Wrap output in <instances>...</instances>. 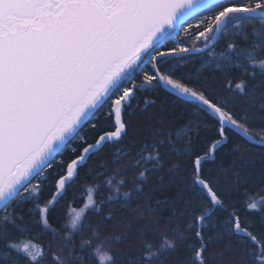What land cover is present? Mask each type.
<instances>
[{"label":"snow or ice","instance_id":"6c2138e0","mask_svg":"<svg viewBox=\"0 0 264 264\" xmlns=\"http://www.w3.org/2000/svg\"><path fill=\"white\" fill-rule=\"evenodd\" d=\"M200 16L204 19H197ZM249 21H259L264 26V0L251 3L242 0H0V223L28 231L27 224L17 223L23 220V214L17 210L31 202L34 207L27 209V213L38 214L39 224L56 232L49 221L51 209L63 199L68 183L79 175V169L106 144L120 141L127 133L123 113L136 94V77L142 74L140 88L163 85L198 116L212 121L210 127L217 138L202 154L186 150L190 166L183 169L191 174L190 187L204 201V207L193 224L184 230L172 229L174 238L164 239L161 244V249L174 248L177 240L183 243L186 239V231L195 228L199 246L194 249V260L196 264H207L204 252L208 241L200 227L207 226L206 217L212 215L214 208H226L227 204L216 182L203 174L204 162L213 158L233 130L244 140L258 145H264V134L257 139L252 134L253 117L247 109L238 111L230 97L211 89L206 80L201 83L198 78L186 76L182 82L165 73L162 65L175 59L179 66H185L191 55H203L221 39L239 35L241 26ZM193 27L196 39L203 43L202 48L187 47L181 40V31L190 35ZM253 37L250 50L239 48L235 42H228L226 50L219 55L209 50V59L203 66L215 63L217 68L243 67L242 59L253 68L264 70V59L254 58L255 53L264 52V28L253 29ZM244 40H248L247 35ZM170 42L174 46L168 47ZM233 83L231 79L226 83L229 93L243 95L245 81L235 82L234 89ZM260 107L264 108V104ZM105 108L110 109L109 116H115L111 125L114 130L101 129L94 142H89L82 129L89 124L93 130L99 129L95 121ZM257 119L264 120V116ZM259 133H264V128ZM181 134V131L176 133ZM157 135L154 133V139ZM166 142H172L170 135L156 143L155 155L145 157L154 161L153 168L162 167L159 148ZM67 151L75 158H69L70 162L62 167ZM138 165L139 160L134 166ZM61 167L58 178L53 181L54 191L41 206L39 199L49 170ZM172 167L179 169V165ZM145 174L146 170H142L139 177L144 178ZM107 183L112 185L111 180ZM259 183L257 192H264V181ZM87 191L84 206L79 210L70 209L72 218L68 227L72 230L78 229L87 209L95 206L97 212L101 210L93 199V189ZM129 195L124 193L125 198ZM251 195L246 191L245 199ZM107 199L111 201L113 196ZM261 202L264 203V196ZM255 209L256 203L245 206V210ZM221 227L230 235L237 234L236 248L240 251H251L249 242L258 245L255 260L264 264V234L258 236L251 226H245L235 206ZM0 231H3L0 242L25 258L14 264H42L45 256L42 245L15 243L7 228ZM96 233L94 230L93 235ZM70 239L71 233L63 238L62 249ZM115 239L119 241L121 237ZM91 245V238L81 239V249ZM66 255L84 260L72 248L67 249ZM155 255L148 252L146 264H151ZM51 259L54 264H66L63 251L51 253ZM113 259L108 254L99 256L100 264Z\"/></svg>","mask_w":264,"mask_h":264},{"label":"trees","instance_id":"16d2710c","mask_svg":"<svg viewBox=\"0 0 264 264\" xmlns=\"http://www.w3.org/2000/svg\"><path fill=\"white\" fill-rule=\"evenodd\" d=\"M242 2L251 3L253 0ZM197 19L203 20L204 17ZM262 28L264 26L259 21L246 22L241 26L239 35H229L209 50L219 55L226 50L228 42H235L239 48L250 50L255 39L253 29L260 31ZM195 35V27L191 29L190 35L181 31V40L187 47L202 48V41L193 39ZM245 35L248 37L247 41L244 40ZM172 46L174 44L170 42L168 47ZM209 50L203 55H191L185 66L181 67L177 60L169 59L162 67L165 73H171L182 82L186 76L193 80L198 78L201 83L206 80L211 89L222 91L225 97H230L238 111L247 109L248 115L253 117L252 134L259 139V135L264 134L259 133V129L264 128V120L257 119L264 116V108L260 107L264 104V70L253 68L242 59L240 63L243 67L233 65L229 68H217L215 63L204 67L209 59ZM254 58L257 61L264 59V52L255 53ZM230 79L234 81L233 89L235 82L245 81L243 95L238 92L229 93L226 83ZM136 84V94L130 107L123 113L127 133L120 141L106 144L93 155L87 165L79 169V175L68 183L65 196L49 213L50 224L56 232L44 229L38 222V214L27 213V209L34 207L31 202H26L23 209L17 210L23 214V220H17V223L27 224L28 231L0 223V230L7 228L13 242L42 245L45 248L42 264H54L51 253L62 251L66 264H100V253L114 257L105 264H146L145 256L148 252L156 253L151 258V264H196L194 249L199 246V241L195 236V228L186 231V239L183 243L177 240L174 248L161 249V244L164 239L174 238L172 229L184 230L187 225L194 223L195 216L202 211L204 201L190 187L191 174L183 170L190 166L186 150L202 154L217 136L210 127L212 121L208 117L198 116L182 104L180 98L162 86L140 88L142 74L136 77ZM109 112L110 109L107 108L100 110V118L95 121L100 125L99 129L93 130L90 124L84 126L82 133L88 137L89 142H94L101 129L114 130L111 125L115 116H109ZM184 129L187 131H183ZM178 131L182 133L180 136L176 135ZM154 133H159L155 139ZM166 135L171 136L172 142H166L159 148L162 167L153 168L154 161L146 160L145 157L155 155L156 143L165 140ZM238 143L241 144L239 148L236 147ZM69 158L75 156L67 151L64 153L62 167L70 162ZM137 160L139 165L134 166ZM101 164L104 165L103 168L99 167ZM174 164L179 165V169H173ZM62 167L49 170L39 199L41 206L46 204L50 193L54 191L53 181L58 178L57 174ZM142 170H146L144 178L139 177ZM203 174L216 182L227 204L226 208H214L212 215L206 217L207 226L200 227L208 241L204 252L207 264H258L255 260L258 245L249 242L251 251L238 250L237 234L230 235L221 225L235 206V211L239 213L245 226H251L258 236L264 234V203L261 202L264 192H257L261 186L259 182L264 181V146L244 140L233 130L230 139L216 150L213 158L204 162ZM109 180L112 181L111 186L107 183ZM121 181L124 183L121 184ZM89 188L93 189V199L101 210L97 212L95 206L87 209L78 229L72 230L68 227L72 218L70 209L79 210L84 206ZM246 191L252 193L247 199ZM124 193L130 195L125 198ZM109 196H113L111 201L107 199ZM248 203H256L257 209L245 210ZM109 214L110 218H107ZM94 230H97L96 235H93ZM69 233L70 242L62 249L63 238ZM2 236L3 231H0V237ZM117 236L121 237L119 241L115 239ZM82 238H91V247L81 249ZM148 244L151 247H147ZM189 244L192 248L188 247ZM68 248L74 249L75 255H83L84 260L69 258L66 255ZM24 259L22 253H17L0 242V264H14V261Z\"/></svg>","mask_w":264,"mask_h":264},{"label":"water","instance_id":"95a60500","mask_svg":"<svg viewBox=\"0 0 264 264\" xmlns=\"http://www.w3.org/2000/svg\"><path fill=\"white\" fill-rule=\"evenodd\" d=\"M165 90H167V91H169V92H171V90L170 89H166L163 85H161ZM179 98V97H178ZM239 134V133H238ZM258 145V144H257ZM260 146H264V145H260Z\"/></svg>","mask_w":264,"mask_h":264},{"label":"rangeland","instance_id":"374dc122","mask_svg":"<svg viewBox=\"0 0 264 264\" xmlns=\"http://www.w3.org/2000/svg\"><path fill=\"white\" fill-rule=\"evenodd\" d=\"M241 29V28H240ZM240 31V30H239ZM181 35V34H180ZM193 39H196V35H195V37H193ZM199 46H201V44L199 45ZM100 255H104V254H102V253H100Z\"/></svg>","mask_w":264,"mask_h":264}]
</instances>
